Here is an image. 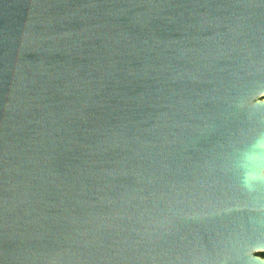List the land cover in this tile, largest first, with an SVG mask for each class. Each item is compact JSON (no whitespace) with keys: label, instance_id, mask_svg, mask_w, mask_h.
<instances>
[{"label":"water","instance_id":"obj_1","mask_svg":"<svg viewBox=\"0 0 264 264\" xmlns=\"http://www.w3.org/2000/svg\"><path fill=\"white\" fill-rule=\"evenodd\" d=\"M264 0H0V264H264Z\"/></svg>","mask_w":264,"mask_h":264},{"label":"clouds","instance_id":"obj_2","mask_svg":"<svg viewBox=\"0 0 264 264\" xmlns=\"http://www.w3.org/2000/svg\"><path fill=\"white\" fill-rule=\"evenodd\" d=\"M255 111H264V101ZM232 170L239 176L240 186L249 193L264 190V128L258 129L251 139L236 152Z\"/></svg>","mask_w":264,"mask_h":264}]
</instances>
